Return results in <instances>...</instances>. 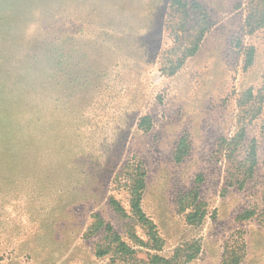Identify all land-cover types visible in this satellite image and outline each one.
<instances>
[{
	"label": "rangeland",
	"instance_id": "obj_1",
	"mask_svg": "<svg viewBox=\"0 0 264 264\" xmlns=\"http://www.w3.org/2000/svg\"><path fill=\"white\" fill-rule=\"evenodd\" d=\"M187 1L210 27L173 71L171 0H0V264H264L263 1Z\"/></svg>",
	"mask_w": 264,
	"mask_h": 264
},
{
	"label": "trees",
	"instance_id": "obj_2",
	"mask_svg": "<svg viewBox=\"0 0 264 264\" xmlns=\"http://www.w3.org/2000/svg\"><path fill=\"white\" fill-rule=\"evenodd\" d=\"M263 5L259 9H255L251 7V10L248 15L247 25L250 23H256L261 25L264 23V0ZM171 10L177 12L179 14L180 20L178 22H172L171 26H169V30L172 32L175 30V34L177 35V31L189 26V29H192V34L187 41V45L183 46L180 52L177 54L173 64L172 70L175 71L178 69L182 61L185 57L190 56L196 52L198 49L199 43L201 39L204 37L205 33L209 30L210 27V20L206 9L197 1H187V0H171ZM178 32V35L179 33ZM253 61V49L250 48L246 54V65L251 64ZM248 96H252V93L248 91ZM143 121H149L148 118L143 117ZM244 131H241V135ZM188 151V144L186 137H182L179 141L177 149L174 154V158L179 161L181 160ZM241 166L239 169L241 170L244 176L250 175L253 167L255 165V152L254 150L249 151L245 159L238 160ZM128 190L130 196V210L133 216L140 222L143 226L147 228V235L149 239L153 243V247L159 248L160 247V239L158 237L157 231L153 222L149 219L146 215L145 211L142 208L141 201H142V192L144 189V172L140 166L134 168V171L130 174L128 178ZM112 205L115 207L117 211H123V208L116 200H111ZM188 221L190 222H198L203 218V212H200L198 209L190 211L186 215ZM110 230V227H107ZM114 234V240L117 242V251L120 253L129 254L132 252L130 246H128L124 241L120 239L118 234ZM103 253V252H100ZM153 261L156 264H169V261L159 257L158 255L153 256Z\"/></svg>",
	"mask_w": 264,
	"mask_h": 264
}]
</instances>
